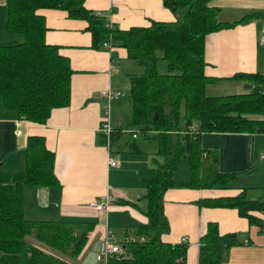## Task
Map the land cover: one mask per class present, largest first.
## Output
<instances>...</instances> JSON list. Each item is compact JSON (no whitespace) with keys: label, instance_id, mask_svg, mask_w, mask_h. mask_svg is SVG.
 <instances>
[{"label":"trees","instance_id":"16d2710c","mask_svg":"<svg viewBox=\"0 0 264 264\" xmlns=\"http://www.w3.org/2000/svg\"><path fill=\"white\" fill-rule=\"evenodd\" d=\"M211 1L163 0L174 14L173 21L152 20L148 26L122 30L110 27L105 16L87 9L85 0H6V30L22 36L23 41L0 45V105L21 119L44 124L54 109L67 107L71 100L73 69L59 46L46 43L41 9H60L71 19L85 20L92 48H104V42H111L113 47H123L127 57L144 68L143 74L129 77L125 123L111 122L109 140L99 135L109 148L119 142L125 130L133 132L131 136L155 140L162 162L142 197L147 222L131 231L133 237L129 231L122 239L116 238L122 255L108 264H186L188 243L162 239L169 229L165 191L176 186L225 189L237 178L236 173L219 171L218 156L201 147L202 133L264 132V76L240 72L230 77L250 84L245 93L210 96L206 92L209 84L220 80L204 72L206 36L248 20L245 16L235 22L220 21L219 8ZM160 60L166 64L164 73L158 70ZM192 125L196 127L193 130ZM183 160L190 178L176 184L173 177ZM54 163L55 154L45 138L29 135L23 169L0 171V264H71L57 253L76 258L83 251L93 221L25 216L26 187L59 185ZM198 204L235 209L249 224L264 228V198H249L244 189L232 196L205 198ZM30 235L49 249L33 244L27 239ZM240 243L236 233L221 234L215 222H208L199 241L197 264H222L225 251Z\"/></svg>","mask_w":264,"mask_h":264},{"label":"crops","instance_id":"0c3cea01","mask_svg":"<svg viewBox=\"0 0 264 264\" xmlns=\"http://www.w3.org/2000/svg\"><path fill=\"white\" fill-rule=\"evenodd\" d=\"M211 5L219 8L217 17L222 22L239 21L245 16L248 20L206 36L204 72L209 77L220 78L206 89L216 85L226 87L218 95H225L232 88L245 93L238 90L247 82L229 78L240 72L264 76V44L259 42L264 33V0H212ZM84 6L105 16L113 28L122 30L148 26L152 20L175 19L163 0H85ZM39 13L45 18L46 43L59 46L60 53L70 60L71 100L67 107L54 109L44 124L21 119L0 105V171L22 170L27 137L43 136L55 154L54 172L59 185L26 187L25 216L33 220L93 221L94 229L78 256L84 260L79 259L76 264H94L105 237L111 234L120 240L147 222L142 197L162 158L157 154L156 143L152 148L154 140L146 138L150 140V148L146 149L148 142L139 145L136 142L139 136L133 138L131 131L125 132L111 148L102 143L99 135L106 106L100 92L109 87L121 90L119 86L124 77L129 85L132 74L122 75L120 70L132 66L133 60L127 57L125 49L113 47L112 54L104 48H92L87 22L71 19L63 10L41 9ZM6 22V0H0V45L13 39V34L6 30ZM207 94L216 96L213 92ZM112 103L111 122L122 124L124 115L114 116L122 99ZM125 105L129 109L127 100ZM200 143L203 150L218 156L220 172L236 173L237 178L225 189L168 188L163 205L169 229L163 234V241L187 242L186 264H197L200 238L208 222H215L221 234L236 233L241 242L225 251L222 264H264V228L249 224L235 209L198 204L202 199L232 196L242 189L247 196L264 198V160L261 158L264 132H205ZM109 158L117 160V166H109ZM183 163L174 175L176 184L190 178L188 164ZM235 181L240 183L234 184ZM106 195L111 196V202L105 211L99 212L90 206ZM130 236L133 237L132 232Z\"/></svg>","mask_w":264,"mask_h":264},{"label":"built area","instance_id":"2783aa9c","mask_svg":"<svg viewBox=\"0 0 264 264\" xmlns=\"http://www.w3.org/2000/svg\"><path fill=\"white\" fill-rule=\"evenodd\" d=\"M112 27V25H110ZM259 42L261 44H264V33L261 34ZM103 47L108 50L110 53L113 48V44L111 42H104ZM100 95L105 99L106 106L104 108V114H103V120L98 128V132L102 134L107 140H109L112 126H111V120H110V108L111 104L114 101H118L119 99H122L125 97L126 93L116 89V88H106L100 92ZM264 117V113L262 114ZM195 125H192L191 129H195ZM128 130L122 131L127 132ZM135 134H132V137H135ZM261 158L264 160V153L261 154ZM109 166H117V160L113 158H109L108 160ZM111 202V196L106 195L101 200L91 202L90 206L94 208L95 210L99 212L105 211ZM110 233V232H109ZM132 239V238H131ZM122 255V247L120 243L117 241L115 237L110 236L105 237L100 242V247L98 252L95 255V261L94 264H108V261L111 258L118 259Z\"/></svg>","mask_w":264,"mask_h":264},{"label":"rangeland","instance_id":"374dc122","mask_svg":"<svg viewBox=\"0 0 264 264\" xmlns=\"http://www.w3.org/2000/svg\"><path fill=\"white\" fill-rule=\"evenodd\" d=\"M12 41H11V43L12 42H22L23 41V37L22 36H20V35H12ZM132 62V66H130V67H127V68H122L121 67V73H122V75H124V74H135V75H141V74H143L144 73V68H143V66H141V65H139V64H137L135 61H131ZM158 70L161 72V73H164L165 71H166V64H165V62L164 61H162V60H160L159 62H158ZM126 77H124L123 78V81L121 82V84H120V89H121V91H123V92H125V93H128V91H129V87H128V84H127V82H126V79H125ZM247 85H248V83H246V84H243V86L242 87H240L239 88V90L238 91H241V92H248V91H250V88H246L247 87ZM208 87V86H207ZM223 88H226V87H222V86H216V85H212L211 87H209L208 88V90L206 89V92L207 93H211L212 94V92L213 93H216V95H218V94H222L223 92H224V89ZM226 94H234V93H238V92H235V90H234V88H232L231 90H228V92H225ZM225 94V95H226ZM121 100V99H120ZM126 100H127V97H124V98H122V104H120L119 105V107L117 108V110L116 111H114V116L116 115V117H121L122 115H124V117H125V114L128 112V108H127V106L125 105L126 104ZM113 104V103H112ZM121 107H122V109H123V113H122V111H121ZM116 112V113H115ZM119 115V116H118ZM182 115H183V111H182ZM118 119H120V118H118ZM110 120H111V108H110ZM123 123H125V120H124V118H123ZM183 119L181 120V125L182 126H184L183 125ZM125 136V135H124ZM126 136H127V138L128 139H130V136L129 135H127L126 134ZM149 141L150 140H148V139H146V138H144L143 136H140L139 135V137L136 139V142H138L139 143V145H140V143L141 142H148V143H146V149H149L150 148V143H149ZM157 144V141H152V144L151 145H153V147L152 148H154L155 146H156V144ZM150 150H152V149H150ZM149 150V151H150ZM183 162H186L187 163V161L186 160H183V161H181V163L179 164V166H178V168H180L181 166H182V164H184ZM184 167V166H183ZM173 179H174V177H173ZM240 182L239 181H235L234 182V184H239ZM250 190H255V191H260L259 192V194L262 192V190H258V189H250ZM257 194H258V192H257ZM249 197H253V198H255L256 196L255 195H252V194H249L248 195ZM263 196H264V193H263ZM29 241H31L33 244H35V245H39V246H41L43 249H45V250H47V249H49L45 244H43V243H41V242H39V241H37L32 235H30V236H28V238H27ZM57 254H59V255H61V257H63V258H65V259H67L68 261H70V263L71 264H76L78 261H80L81 260V262L84 260V258L83 259H81V258H71V257H69V256H66V255H64V254H61V253H57ZM83 257V256H82ZM80 259V260H79Z\"/></svg>","mask_w":264,"mask_h":264},{"label":"water","instance_id":"95a60500","mask_svg":"<svg viewBox=\"0 0 264 264\" xmlns=\"http://www.w3.org/2000/svg\"><path fill=\"white\" fill-rule=\"evenodd\" d=\"M247 88H250V84L247 85Z\"/></svg>","mask_w":264,"mask_h":264}]
</instances>
